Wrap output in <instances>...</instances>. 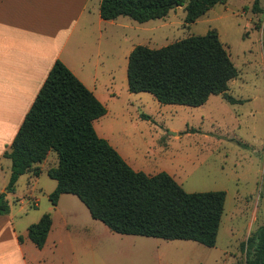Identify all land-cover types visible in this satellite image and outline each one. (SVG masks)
<instances>
[{
	"label": "rangeland",
	"instance_id": "rangeland-1",
	"mask_svg": "<svg viewBox=\"0 0 264 264\" xmlns=\"http://www.w3.org/2000/svg\"><path fill=\"white\" fill-rule=\"evenodd\" d=\"M254 3L226 0L189 26L184 7L144 24L125 17L132 27L124 48L158 49L216 29L239 74L226 95L187 107L130 93L120 69L104 104L107 114L95 122L98 135L134 170L166 172L189 193L226 192L216 246L113 233L76 196L64 195L53 207L49 195L57 182L44 174L31 194L21 176L16 195L8 197L13 213L31 225L45 213L53 218L49 244L42 250L31 244L28 255L47 264H246L244 246L264 225V0L260 12ZM228 96L243 103L231 104Z\"/></svg>",
	"mask_w": 264,
	"mask_h": 264
},
{
	"label": "trees",
	"instance_id": "trees-1",
	"mask_svg": "<svg viewBox=\"0 0 264 264\" xmlns=\"http://www.w3.org/2000/svg\"><path fill=\"white\" fill-rule=\"evenodd\" d=\"M225 1L103 0L100 14L106 21L128 17L143 24L165 19L175 7H184L189 26ZM253 10L261 11L259 0ZM238 74L219 33L212 29L158 49L135 46L128 59V91L149 93L162 105L201 107L212 96L226 95ZM228 102L243 103L231 96ZM106 114V106L95 94L56 61L11 149L4 153L12 162V173L6 192L0 194V215L10 213L7 196L16 192L20 177L40 176L39 165L55 152L58 162L47 171L57 182L49 195L53 207L62 195H73L113 233L215 247L226 192L189 193L166 172L148 175L134 170L98 135L95 122ZM52 227L53 218L45 213L28 227V238L42 250ZM18 239L24 241L22 236ZM244 247L246 264H264V225Z\"/></svg>",
	"mask_w": 264,
	"mask_h": 264
},
{
	"label": "crops",
	"instance_id": "crops-1",
	"mask_svg": "<svg viewBox=\"0 0 264 264\" xmlns=\"http://www.w3.org/2000/svg\"><path fill=\"white\" fill-rule=\"evenodd\" d=\"M102 1L0 0V194L6 192L12 173V162L4 153L11 149L56 61L63 62L103 104L113 95L118 70L127 73L134 47L122 46L128 41L126 31L132 22L123 20L125 17L102 19ZM50 158L57 164V154L50 152L39 165L40 176H48ZM23 176L28 178L31 194L40 176ZM11 194L16 192L7 198ZM23 219L12 209L0 215V264H47L28 255L33 244L28 238L31 222ZM49 242L50 235L45 247Z\"/></svg>",
	"mask_w": 264,
	"mask_h": 264
},
{
	"label": "water",
	"instance_id": "water-1",
	"mask_svg": "<svg viewBox=\"0 0 264 264\" xmlns=\"http://www.w3.org/2000/svg\"><path fill=\"white\" fill-rule=\"evenodd\" d=\"M176 6V5H175Z\"/></svg>",
	"mask_w": 264,
	"mask_h": 264
}]
</instances>
